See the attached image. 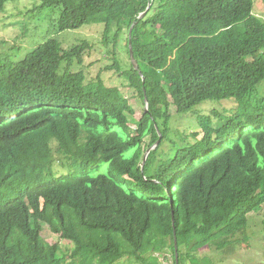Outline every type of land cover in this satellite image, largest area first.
<instances>
[{
    "label": "trees",
    "instance_id": "obj_1",
    "mask_svg": "<svg viewBox=\"0 0 264 264\" xmlns=\"http://www.w3.org/2000/svg\"><path fill=\"white\" fill-rule=\"evenodd\" d=\"M16 1L0 0V14ZM42 8L56 11V33L104 12L105 46L127 31L129 59L136 22L131 45L144 81L131 62L113 67L148 112L131 135L127 99L81 71H60L82 64L87 42L64 50L51 36L21 60L0 59V264H161L167 252L175 264L174 233L180 264V250L244 226L264 205V21L253 0H42ZM210 101L235 106L197 115L196 131L169 139V106L187 114ZM103 163L108 175L90 174ZM45 227L75 248L62 253Z\"/></svg>",
    "mask_w": 264,
    "mask_h": 264
},
{
    "label": "rangeland",
    "instance_id": "obj_2",
    "mask_svg": "<svg viewBox=\"0 0 264 264\" xmlns=\"http://www.w3.org/2000/svg\"><path fill=\"white\" fill-rule=\"evenodd\" d=\"M253 2V13L264 21V0H253ZM57 17L54 9L42 8V0H17L8 3L0 14V59L10 57L12 61L21 60L39 43L51 36L64 50L87 42L90 48L84 53L82 64L73 62L68 66L64 62L60 71H81L85 75L86 83H99L103 93L111 96L120 94L127 99L134 114H127L126 127L131 135H137V122L145 108L144 101L113 67L114 61H117L123 70L129 66L130 59L126 49L127 31L124 30L120 34L117 45L113 48L112 43L105 46L103 41L104 12L92 15L90 21L81 29L61 33L54 31ZM259 95L264 97V83L260 85ZM233 106L235 104L227 101H210L199 105L190 113L181 114L178 108L171 105L167 112L170 117L168 137L175 139L179 132L196 131L197 115L209 114L214 108ZM149 140L150 135L143 145L146 146ZM153 148L154 146L152 150ZM129 154L130 151L125 153L126 156ZM110 171L111 167L103 163L98 169L89 172L93 175H108ZM42 236L47 242L57 244L64 254L75 248L74 244L61 240L47 227L44 228ZM170 258V253L167 252L165 256H161V264H172ZM179 259L180 264H264V205L258 211L248 214L246 224L235 229L232 234L215 239L195 252L180 250Z\"/></svg>",
    "mask_w": 264,
    "mask_h": 264
},
{
    "label": "water",
    "instance_id": "obj_3",
    "mask_svg": "<svg viewBox=\"0 0 264 264\" xmlns=\"http://www.w3.org/2000/svg\"><path fill=\"white\" fill-rule=\"evenodd\" d=\"M151 1H152V0H151ZM149 9H150V4L148 5L146 11H145L144 13H142V14L139 16L138 19L140 20V19L144 18L145 15L148 13ZM134 26H136V22H134V23L132 24V26L130 27L129 32H128V47H129L130 62H131V64L133 65V68H134L136 71H138V73L140 74V72H139V68H138V64H137V62L135 61V59H134V57H133L132 45H131V32H132V29L134 28ZM140 75H141V74H140ZM141 78H142V81H144V78H143L142 75H141ZM144 102L147 103V99H146V97L144 98ZM147 112H148V108L146 107V108H145V113H147ZM158 142H159V141H158ZM158 142L156 143L157 145H158ZM151 150H152V149H148V150L146 151V153L144 154L143 161H142V166H144V164H145V162H146V159H147V156H148V154L150 153ZM174 249H175V262H176V264H178V251H177V241H176V239H174Z\"/></svg>",
    "mask_w": 264,
    "mask_h": 264
},
{
    "label": "bare ground",
    "instance_id": "obj_4",
    "mask_svg": "<svg viewBox=\"0 0 264 264\" xmlns=\"http://www.w3.org/2000/svg\"><path fill=\"white\" fill-rule=\"evenodd\" d=\"M147 107V105L145 106V108ZM159 137H160V133H159ZM148 149H152V147L151 148H148ZM147 149V150H148ZM146 150V151H147ZM151 152V151H150ZM146 153V152H145ZM149 155V154H148ZM142 168H143V166H142ZM174 239H176V237H175V233H174ZM177 241V240H176ZM177 251H178V246H177ZM174 254H175V249H174ZM175 264H176V262H175Z\"/></svg>",
    "mask_w": 264,
    "mask_h": 264
},
{
    "label": "crops",
    "instance_id": "obj_5",
    "mask_svg": "<svg viewBox=\"0 0 264 264\" xmlns=\"http://www.w3.org/2000/svg\"><path fill=\"white\" fill-rule=\"evenodd\" d=\"M167 256V255H166Z\"/></svg>",
    "mask_w": 264,
    "mask_h": 264
}]
</instances>
